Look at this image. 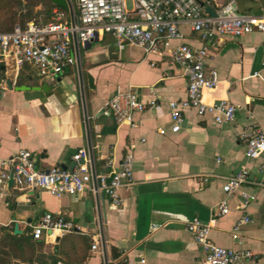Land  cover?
Instances as JSON below:
<instances>
[{"label":"crops","instance_id":"0c3cea01","mask_svg":"<svg viewBox=\"0 0 264 264\" xmlns=\"http://www.w3.org/2000/svg\"><path fill=\"white\" fill-rule=\"evenodd\" d=\"M234 1L242 13H264V0ZM182 29L186 43L207 48L206 70L218 72V83L204 92V101L234 104L232 123L218 124L211 112L186 108L181 129L173 132L168 102L186 97L182 69L167 63L163 50L146 55L134 44L119 48L110 33L84 43L74 38L76 63L56 77H41L28 64L16 70L0 59V160L27 149L40 169H71L73 155L84 148L100 175L111 170L107 157L118 165L135 144L134 183L121 190L123 204L116 209L106 195L89 190L56 197L10 186L0 199V264H202L204 251L186 229L195 217L210 222L215 244L252 250L264 264V188L244 186L256 198L237 209L242 197L236 193L229 213L217 216L225 177L240 169L259 177L264 165V153L257 158L246 154L244 137L253 130L264 133V80L253 75L264 76V34L205 41L188 25ZM53 78L51 94L15 88ZM129 89L147 108L135 114L136 126L117 125L102 109ZM47 212L64 215L74 230L34 239L32 226ZM243 214L252 222L235 240L233 226ZM153 223L160 228L152 231Z\"/></svg>","mask_w":264,"mask_h":264},{"label":"built area","instance_id":"2783aa9c","mask_svg":"<svg viewBox=\"0 0 264 264\" xmlns=\"http://www.w3.org/2000/svg\"><path fill=\"white\" fill-rule=\"evenodd\" d=\"M75 0L76 13L70 21L68 11L53 10L52 20L29 21L24 28L15 25L11 31H0V59L11 63L16 70L28 64L41 77L59 76L76 63L73 54V40L87 42L99 33H110L119 48L126 44L141 47L146 55L162 51L167 63L179 66L187 80L186 97L168 102L171 130L178 132L185 120L183 110L194 108L199 114L211 112L218 124H230L236 117V106L228 100L220 99L206 103L204 92L215 88L218 72L206 70L208 50L196 48L185 42L182 26L188 25L191 32L207 41L217 36L242 37L250 33L264 34V13H242L234 0L218 3L217 0ZM210 7L215 15L207 12ZM179 41L173 46L172 41ZM264 63V60H263ZM154 65V63H151ZM264 80L260 72H254ZM153 106H159L152 101ZM146 103L137 93L129 89L111 97L103 107V113L112 116L117 125L136 126L135 114L143 112ZM249 157L257 158L264 153V133L253 130L244 135ZM135 144L115 165L112 157L106 158L111 168L107 174H96L87 149L81 148L73 155V166L65 169L52 166L40 169L30 150L21 149L14 155L0 160V199L8 193L9 180L17 191L44 190L53 196L77 195L84 191L104 194L110 207L116 209L123 204L121 190L133 185V163ZM259 177H252L245 169H240L225 177L223 191L225 197L217 205V216L229 213L230 199L239 193L242 201L237 209H246L256 197L242 190L244 186L264 188V165ZM243 214L234 224L233 239H239L243 226L251 223ZM161 225L153 223L155 231ZM187 231L204 251L202 264H260L258 255L249 249L236 250L215 244L210 238V222L195 217L186 223ZM74 230L71 221L59 213H44L40 221L32 226V237L40 240L43 235L55 232L64 235ZM97 243L92 245L97 250ZM144 259L141 260L144 263Z\"/></svg>","mask_w":264,"mask_h":264},{"label":"trees","instance_id":"16d2710c","mask_svg":"<svg viewBox=\"0 0 264 264\" xmlns=\"http://www.w3.org/2000/svg\"><path fill=\"white\" fill-rule=\"evenodd\" d=\"M55 8L66 11L51 0H0V31H11L15 25L24 28L31 20L48 23Z\"/></svg>","mask_w":264,"mask_h":264},{"label":"water","instance_id":"95a60500","mask_svg":"<svg viewBox=\"0 0 264 264\" xmlns=\"http://www.w3.org/2000/svg\"><path fill=\"white\" fill-rule=\"evenodd\" d=\"M53 4H55L58 7L64 8L65 10H67L70 13V21L73 22L74 21V8L72 5V1L71 0H51ZM207 12H209L211 15H215L214 11L210 8V7H206ZM4 69V68H3ZM2 80V77H0V82ZM54 80V78L51 81H44L43 83H41L38 86H26V85H20L15 87L17 90H40L43 91L46 94H51V83ZM6 84L8 85V87L11 89L12 86V82L8 79L6 80ZM9 186L13 185V179L11 178L8 182Z\"/></svg>","mask_w":264,"mask_h":264},{"label":"rangeland","instance_id":"374dc122","mask_svg":"<svg viewBox=\"0 0 264 264\" xmlns=\"http://www.w3.org/2000/svg\"><path fill=\"white\" fill-rule=\"evenodd\" d=\"M71 1H72V5H73V8H74V11L76 12V3L73 0H71ZM128 2H129V7H131V1L128 0Z\"/></svg>","mask_w":264,"mask_h":264}]
</instances>
